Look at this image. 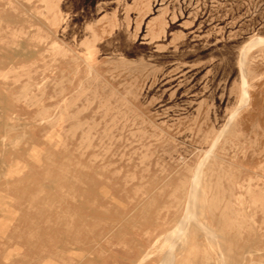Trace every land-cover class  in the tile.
<instances>
[{
    "label": "rangeland",
    "instance_id": "374dc122",
    "mask_svg": "<svg viewBox=\"0 0 264 264\" xmlns=\"http://www.w3.org/2000/svg\"><path fill=\"white\" fill-rule=\"evenodd\" d=\"M0 131V264H264V0H0Z\"/></svg>",
    "mask_w": 264,
    "mask_h": 264
},
{
    "label": "bare ground",
    "instance_id": "6f19581e",
    "mask_svg": "<svg viewBox=\"0 0 264 264\" xmlns=\"http://www.w3.org/2000/svg\"><path fill=\"white\" fill-rule=\"evenodd\" d=\"M185 15V14H184ZM86 27V26H85ZM163 40V39H162ZM262 39H257V40H254V41H252L251 43H250V46H252V45H254V44H256L255 42H258V41H261ZM87 41H88V39H87ZM23 47V46H22ZM243 49V48H242ZM240 57H241V55H240ZM3 96V95H2ZM7 99V98H6ZM246 99H247V89H246V81H245V79L243 78V101L245 102L246 101ZM238 108V107H237ZM9 109V108H8ZM232 114V113H231ZM11 118V117H10ZM3 119H4V117H3ZM14 119V118H13ZM31 123V122H30ZM6 124V123H5ZM3 126V125H2ZM17 126V125H16ZM18 127H20V126H18ZM17 127V128H18ZM2 128V127H1ZM16 128V127H15ZM19 129V128H18ZM21 129V128H20ZM1 132V131H0ZM9 133V132H8ZM23 133H24V130H23ZM20 134H22V132L20 133ZM25 135V134H24ZM19 137V136H18ZM21 138V137H20ZM186 138V137H185ZM5 139V138H4ZM216 139V138H215ZM14 142H15V140H14ZM218 142V141H217ZM6 146H8L7 145V143H6ZM3 149V148H2ZM208 150V149H207ZM212 150V149H211ZM208 152V151H207ZM212 152V151H211ZM210 152V153H211ZM206 156H209V155H207L206 154ZM203 158V157H202ZM50 159V158H49ZM45 160V159H44ZM204 161V160H203ZM47 162V161H46ZM204 163V162H203ZM59 166V165H58ZM61 166V165H60ZM201 166V165H200ZM203 166V165H202ZM5 168H6V165H5ZM1 170V169H0ZM6 170V169H5ZM62 170V169H61ZM203 170V169H202ZM201 171V170H200ZM196 172H198V169L196 168V171L194 172V173H196ZM61 173V172H60ZM203 173H204V170H203V172H202V175H203ZM62 175H63V173H61ZM194 177H192V179H193V181H192V188H191V192L189 191V199H187V200H189L188 201V206H187V210H186V213H185V216H184V218L179 222V224H178V226L176 227H174V229H173V231L172 230H170V234H168L167 236H165V238H166V243H168V244H166L167 245V248H166V250L164 251V253H163V257H162V261H161V263L160 264H175V253H174V250H175V247H176V244H179L178 243V241L179 240H181V239H185L186 240V236H187V234L189 233L188 231L190 230L189 228H188V223H189V221H191L192 219H194V221L196 220L197 221V223H198V225L201 223V222H203V221H201L200 219H199V217H200V215L201 216H203L202 215V213H203V211H204V208H205V206H204V201L206 200L205 199V197H204V190H205V188H204V190H201L202 188V186L199 188V185L200 184H202L203 183V181H202V183H200V177H203V176H199V173H197V174H195V175H193ZM4 177V176H3ZM61 178V177H60ZM204 178V177H203ZM62 179V178H61ZM66 179V178H65ZM44 180H46L45 178H44ZM203 180V179H202ZM6 181H7V179H6ZM48 182V181H47ZM52 182V181H51ZM190 182V181H189ZM7 185V184H6ZM51 187V186H50ZM53 189V188H52ZM183 189V188H182ZM186 189V188H185ZM181 190V189H180ZM185 192H186V190H185ZM186 194H187V192H186ZM185 196V195H184ZM184 196H183V198H184ZM184 200H185V198H184ZM187 204V203H186ZM206 205V204H205ZM183 206H184V204H183ZM209 206H210V209H212L213 207H211V205L209 204ZM186 209V208H185ZM213 213V212H212ZM177 215V214H176ZM181 215V214H180ZM205 215V214H204ZM161 216V215H160ZM178 217H180V216H178ZM183 217V216H182ZM205 219V218H204ZM176 220V219H175ZM178 220V219H177ZM201 221V222H200ZM165 222V221H164ZM168 223V222H167ZM190 224V223H189ZM205 224H207L206 222H205ZM194 225V224H193ZM201 225V224H200ZM203 225V224H202ZM201 225V226H202ZM200 226V227H201ZM204 226V227H203ZM202 226V228L201 229H205V230H203V231H205V233L208 235V237L211 235V238L212 239H210V240H212V242H214L213 240H214V232H213V228L211 229L210 227H208V225H203ZM196 228V227H195ZM197 229V228H196ZM199 229V228H198ZM216 230V229H215ZM196 231V230H195ZM167 233H169V232H167ZM166 233V234H167ZM218 233V232H217ZM186 235V236H185ZM212 235H213V237H212ZM163 235H161V237H162ZM184 236L186 237V238H184ZM215 236H218V235H215ZM158 237H160V235L158 236ZM161 237H160V239H161ZM195 237V236H194ZM193 237V238H194ZM226 237V236H225ZM190 238V237H189ZM216 239H217V237H215ZM158 239V241H159V238H157ZM227 239V238H226ZM163 240V239H162ZM218 240V239H217ZM157 241V240H156ZM156 241H154V244H155V242ZM187 241V240H186ZM209 241V240H208ZM151 242V241H150ZM179 242H181V241H179ZM217 242V241H216ZM211 243V242H210ZM218 243V242H217ZM215 244V243H214ZM218 244H220V242L218 243ZM160 246L161 245H163L162 243L161 244H159ZM166 245L164 246V247H166ZM180 245V244H179ZM178 245V246H179ZM182 245V244H181ZM158 246V245H157ZM109 247V246H108ZM116 247V246H115ZM152 247V246H151ZM163 247V246H162ZM182 247V246H181ZM218 247V246H217ZM78 248V247H77ZM157 248V247H156ZM159 248V247H158ZM192 248V247H191ZM190 248V249H191ZM149 249V248H148ZM160 249V248H159ZM163 249V248H162ZM161 249V250H162ZM165 249V248H164ZM112 250V249H111ZM154 250V249H153ZM157 250V249H156ZM213 250H215V249H213ZM226 250V249H225ZM114 251V250H113ZM221 251V250H220ZM230 251V250H229ZM233 251V250H232ZM135 252V251H134ZM147 252V251H146ZM152 252V251H151ZM155 252H157V251H155ZM163 252V251H162ZM126 254H127V252H125ZM148 254V253H147ZM153 254V253H152ZM207 254V253H206ZM209 254V253H208ZM217 254V253H216ZM218 255V254H217ZM223 255V252H222V254H221V256ZM232 255V254H231ZM240 255V254H239ZM127 256V255H126ZM144 256V255H143ZM147 256V255H146ZM209 256V258H211V255L209 254L208 255ZM234 256V255H233ZM206 257H207V255H206ZM121 258V257H120ZM148 257H146L145 259H147ZM229 257H227V259H228ZM231 258H232V256H231ZM117 259V258H116ZM145 259H143V261H145ZM208 259V258H207ZM9 260H10V258H9ZM142 260V259H141ZM141 260H139L138 262L139 263H137V264H140V262H141ZM209 260H212V259H209ZM214 260V259H213ZM216 260H219L222 264H225V262H226V258L225 257H221V258H219V259H216ZM208 261V260H207ZM218 261V262H219ZM229 261V260H228ZM238 262V261H237ZM208 263V262H207ZM206 263V264H207ZM101 264H103V263H101ZM209 264V263H208ZM213 264V263H212ZM228 264V263H227Z\"/></svg>",
    "mask_w": 264,
    "mask_h": 264
}]
</instances>
